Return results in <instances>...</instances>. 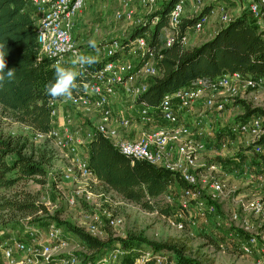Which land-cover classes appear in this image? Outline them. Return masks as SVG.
Instances as JSON below:
<instances>
[{"label": "built area", "instance_id": "1", "mask_svg": "<svg viewBox=\"0 0 264 264\" xmlns=\"http://www.w3.org/2000/svg\"><path fill=\"white\" fill-rule=\"evenodd\" d=\"M87 0H29L37 20V33L39 42L40 57L47 56L53 60L54 65L66 67L67 55H75L76 60H81L79 46L73 36V29L76 24V15L84 7ZM159 0H122L121 7L116 11L118 19H131L134 14L133 4L139 2L144 5H154ZM186 0H176L172 5L168 16V33L165 41L158 47L150 46L144 35L133 39L128 51L123 55L132 56L131 61L124 57L107 59L103 66L96 72L95 76L85 82L87 91L80 94H72L70 100L56 99L52 102L53 126L48 131H36L35 138L40 140L49 139L65 159L60 169L51 171L50 175L57 181H69L74 183L70 192H64L65 201L69 205H76L79 196L83 192L80 183L86 185L98 182L88 159V143L97 134L102 133L109 137L123 153L135 158H141L158 165L165 166L171 170L178 171L181 177L189 184L182 189L181 205L184 209L189 208L192 199L198 202V217H207L217 212L215 200L225 189V182L221 176H215L217 166L215 162L208 163L201 160V153L204 151V142L195 139L193 136V124L200 125L202 119H196L192 124L182 120L181 110L190 108L199 100L204 99L207 108L221 111L226 108L227 98L212 94L214 91L225 89L240 96L250 95L258 99L264 95V75L259 77H246L239 71L224 73L213 80L197 79L192 84L178 87L166 92L158 105H153L145 100L137 101L139 95L149 85L148 75L157 73V65L152 60H158V51L171 45L179 31V25L184 17ZM264 0H250L248 9L252 12L254 22L258 29L264 30ZM200 13V12H199ZM221 18L229 22L232 17L228 12H223ZM209 19V13H202L201 16L189 28L193 31H201L205 22ZM187 32L181 40L187 41ZM119 40H114L107 45L106 56L112 55L120 47ZM132 53V54H131ZM131 54V55H130ZM136 56V58H134ZM136 59V60H134ZM83 63H78V72ZM124 87L131 96L132 103H136V120L152 121L155 116L160 115L168 124L144 130L137 138H130L122 135L120 126H129L135 118L125 115L112 120L114 106L111 95L116 94ZM62 101V102H60ZM68 104L65 108L63 104ZM133 106V105H132ZM131 106V107H132ZM65 110H64V108ZM60 109L64 110L63 120L58 121ZM76 110H82L89 114L99 111L102 118L94 125L85 126L75 121ZM124 111L125 109L122 108ZM235 131L246 132L252 136V141L264 135V116L255 115L247 120H242L233 128ZM257 152L263 151L261 144H255ZM59 185V183H58ZM60 186V185H59ZM208 191L209 199H204V190ZM91 191L88 190V197ZM255 214L264 219V198H259L252 204ZM233 217L237 218L238 213L234 212ZM119 219L110 217V224H115ZM179 228L184 227V221H178ZM39 223H26L19 236H1L0 252L9 264H24L23 254L30 256H42L46 264H110L115 262L119 252L126 251L122 246L113 248L99 259L80 258L76 254H69L55 260L52 250L58 244L65 243L66 239L58 238V228L54 222L49 223L46 229ZM98 227L91 223L89 232H95ZM256 237L243 244L246 252L251 251V243ZM55 241H58L56 243ZM141 253L137 264H175L173 257H170L163 250L134 248ZM127 252V251H126ZM30 260V258L28 259Z\"/></svg>", "mask_w": 264, "mask_h": 264}, {"label": "trees", "instance_id": "2", "mask_svg": "<svg viewBox=\"0 0 264 264\" xmlns=\"http://www.w3.org/2000/svg\"><path fill=\"white\" fill-rule=\"evenodd\" d=\"M175 1L163 0L150 19L137 24L121 40L119 49L112 55L96 57L98 63L91 67L83 63V67L76 72L79 75L76 76V87L71 89L72 94L82 93H78V89L86 87L85 82L95 76L107 59L118 58L127 52L135 37L145 36L149 31L146 38L150 46L158 48L163 43L162 28L168 25L169 11ZM213 6L208 4L200 13L183 17L174 42L158 51L157 73L148 78L149 85L137 101L145 100L158 105L168 91L190 85L197 79L210 81L233 71H239L246 77L264 75V30L258 29L248 8L200 44L187 46L182 42L181 37L188 28ZM0 42H7L8 67L16 68L15 81L0 90V113L28 124L35 132L48 131L53 126L52 101L56 99L46 94L45 86L54 82L57 65L51 58L39 55L37 20L29 0H0ZM246 100V97L240 98L244 104L243 120L255 115L264 116V106L252 105ZM255 144L263 146V151L258 152L257 157L264 163V135L254 140L250 147H255ZM87 154L99 183L147 210L168 214L173 210L172 203L165 199L168 189L174 185L181 190L189 186L178 171L127 155L102 133H97L89 141ZM55 158L56 149L49 139L37 144L27 135L0 132L1 227L7 228L9 224L17 223L16 218L20 213L47 212V206L38 201L33 193L14 191L8 195L5 190L28 177L46 182L49 166ZM215 202L218 204L217 200ZM65 223L90 250L88 258L99 259L118 245L131 257L132 250L147 241L151 246L149 249L170 253L175 264H202L185 254V244L182 242L154 243L132 234L101 238L83 227L67 221Z\"/></svg>", "mask_w": 264, "mask_h": 264}, {"label": "rangeland", "instance_id": "3", "mask_svg": "<svg viewBox=\"0 0 264 264\" xmlns=\"http://www.w3.org/2000/svg\"><path fill=\"white\" fill-rule=\"evenodd\" d=\"M163 0H159L158 4H161ZM204 0H196V10H199ZM103 2V3H102ZM122 0H87L84 9L91 13L89 16L84 17L85 22H81L79 25H75L73 29V36L79 42L80 58L84 59L89 57L90 51H99L100 57L106 52L107 45L114 40L121 41L124 37H127L132 29L139 23L150 19L151 14L156 11L157 5H144L135 2L137 10L134 11L133 17L118 19L116 17V11L121 7ZM149 8L146 9V7ZM195 7V6H194ZM143 9V10H140ZM140 10V11H138ZM154 23L155 19L151 18ZM149 31L146 32V37H149ZM90 41H94L96 48L90 47ZM84 42V44L82 43ZM83 44V45H82ZM132 54V53H131ZM130 54V55H131ZM125 60L131 61L132 56L123 55ZM75 55L68 54L66 67L72 71H76L78 63L73 64L72 61ZM136 60V59H134ZM152 63L156 65V61L152 60ZM151 75H148L150 77ZM121 96V107L124 109L135 111L137 108L136 103H132L131 96L125 91L119 93ZM212 94L227 98L226 108L221 111H214V114L219 115V121L216 123L221 126L223 131L228 132V137L220 136L219 131L217 135L221 140H227V144L224 145L221 141V146L226 147V155H234V158L222 159L219 157L213 158V161L217 162L218 170L214 172L215 176H221L224 173V167L226 164H231L237 161L235 153L242 154L241 150H247L249 154H245L242 158L248 159L253 162L258 156V152L255 147H250L252 136L246 132L235 131L233 128L236 124L241 122L242 114L244 113V104L240 101V96L230 94L229 91L222 89L214 91ZM246 101H249L252 105L264 106V95L258 97V99L252 98L250 95L246 97ZM65 106H70L65 104ZM133 105V106H132ZM132 106V107H131ZM76 113L79 114L78 110ZM82 115V113L80 114ZM215 123V125H217ZM92 123H85L84 125H91ZM87 127V126H86ZM220 130V129H219ZM0 132L11 134L27 135L31 140L37 144L42 143V140L35 138V131L26 123L14 121L8 116H3L0 113ZM206 141L209 144L212 139L206 137ZM229 144V145H228ZM54 145V144H53ZM55 146V145H54ZM56 158L52 165L49 166L46 182L28 177L22 179L13 188H8L5 192L11 195L14 191H29L36 196L37 200L44 203L47 206V212L38 211L32 214L17 215V223L9 224L7 228L0 226V238L1 236H19L23 231V227L26 223H39L46 229L49 228V223L54 222L56 228H58V238L66 239L65 243L58 244L56 248L52 250V255L58 260L63 256L69 254H76L80 258H87L90 255V250L84 245L80 236L69 229L65 221L70 222L76 226L83 227L88 230L91 223L97 224V236L101 238L112 237H126L129 234L141 236L147 240H151L154 243H163L166 241H178L185 244V254L191 257L193 260H197L202 264H264V225L261 224L259 217H256L253 213L249 215L251 218L248 226V221L243 223L240 221L242 217L240 210H231L227 217H223L224 221L221 224L216 222V216L210 217L209 214L207 220L203 217H194L197 221L191 223L187 220L186 215H191L186 209L180 205L182 199L181 189L178 187H170L165 194V199L172 203L173 210L168 214L158 211H151L144 209L139 204L126 200L119 196L114 191L108 189L106 186L99 182H93L86 185L85 182L80 183L83 189L81 192L78 203L76 205H69L64 198V192H70L74 187V183L69 181H57L50 175L51 171L62 168L65 163V159L60 154V150L56 148ZM206 156V155H205ZM226 157V156H225ZM201 158V157H200ZM206 158H209L206 156ZM210 159V158H209ZM202 160V158H201ZM211 160H209L208 163ZM59 183V185H58ZM244 185V184H243ZM88 190L91 191L90 197H88ZM264 198L263 196L256 197ZM257 199H252V204ZM218 207V214H225V212ZM237 212L238 217L234 218L233 213ZM117 217L118 222L110 224V217ZM210 217V219H209ZM214 218V220H212ZM209 219V220H208ZM221 219V218H220ZM245 219V218H244ZM184 221V227L179 228L177 226L178 221ZM231 222V223H230ZM253 222V223H252ZM89 231V230H88ZM214 239H212V238ZM251 237H256L255 242L251 243V251L246 252L243 244L246 241H250ZM2 239V238H1ZM58 243V241H55ZM120 246V245H119ZM144 249H149L151 246L147 241H143L139 246ZM121 250L123 249L120 246ZM165 252V251H164ZM117 260L110 264H137L141 253L134 249L131 252V257L127 256L126 251L119 252ZM170 257V253L166 252ZM24 264H46L45 258L42 256H30L29 254H23ZM30 258V260H28ZM0 264H9L6 259L3 258L0 252ZM60 264H67L61 262ZM149 264H158L152 263Z\"/></svg>", "mask_w": 264, "mask_h": 264}, {"label": "crops", "instance_id": "4", "mask_svg": "<svg viewBox=\"0 0 264 264\" xmlns=\"http://www.w3.org/2000/svg\"><path fill=\"white\" fill-rule=\"evenodd\" d=\"M198 1L200 2V0ZM158 2L155 4L157 5L156 8H158L160 5L158 4ZM249 2L250 0H204L201 3L202 5L199 6L200 7L199 10L196 11V13H194L193 10H196V8L198 7L196 6V0H186L184 7V16L198 14L208 4H213L214 6L213 8H211L210 11H208L209 19L207 22H205L201 31L196 32L193 31V29L188 28V30L186 31L188 38L184 44L187 46H192V45L200 44L201 42L211 38L218 29H220L222 26L228 23L223 21V19L221 18L223 12H228L230 16L234 18L239 14H241L246 8H248ZM147 8H149V6H147L146 9ZM133 9L137 10V6L135 5V3L133 4ZM91 13L90 11L88 12L87 10H85L83 7L76 15V24L79 25L81 24V22L82 23L85 22L86 21L84 20L85 15L89 16ZM167 33H168V28L163 27L161 31L162 42L165 41ZM77 43L79 44L78 41ZM82 43L84 44V42ZM90 54H91L90 56L92 57H100V52L96 50L90 51ZM134 58H136V56ZM156 62L158 63V60H156ZM123 90L125 91V93H129L124 87H122L119 89V91L116 94L111 95L112 104L114 106V116L112 117V120L115 124H117V121L114 119L120 117V115L123 113L125 115L132 116L133 118H135V120H133V122L127 127L120 126V132L122 135H125L130 138H137L141 135V133L144 130L148 128H155L160 125L168 124L167 121L164 120L160 115L155 116V119H153L152 121H145L140 119L136 120L135 111L132 112L131 110L128 109H125L123 111L121 107V96L119 94ZM64 100L65 99H63V101ZM64 107L68 108L65 105ZM64 110L60 109L58 121L63 120ZM214 111L216 110L207 108L204 105V99H201L190 108L182 109L181 118L182 120L189 122L191 124L198 118L202 119V123L199 126L193 124V136L195 137V139L200 140L205 144L204 151L201 153L200 156L202 160H207V161L211 160L210 162H215L213 161V158L219 157L222 159L224 158L227 161L230 158H234V155L233 154L226 155V151H225L226 147L225 146L222 147L221 145L223 143L224 145L227 144L228 138L227 140H221V138L224 139V137H228L229 134L227 131L226 132L223 131L224 128L221 129V126L219 127V125L216 123V120L219 121L220 118L218 114L212 115ZM78 112L79 114L77 113L75 114V121L78 124L84 125L85 123H92L91 125H94L95 122L101 120L102 118L99 111H93L92 113L89 114L85 113L82 110H79ZM81 113L82 115H80ZM215 123L217 125H215ZM218 131L220 136H224V137L218 138L219 137L217 135ZM206 137L212 139V141L214 142H211L209 144V142L206 141ZM221 141H223L222 144ZM241 151L243 152L242 154H238L237 152L235 153V158L237 159V161L231 164H226V167H224V173L221 175V177L225 182V189L217 197V202H218L217 212L210 214L211 215L210 217L216 216L214 218H216V222L218 224H221L222 221H224L223 217H227L231 210L238 209L240 210L242 217L244 216L243 218L240 219V221L242 223L243 220L248 221L247 222L248 226L252 225L249 224L251 221L249 215L251 214V212H253L251 211V207H250L252 199H257L256 197H260L264 195V163L258 157H256V159H254L253 162L248 161V159L246 158H242L245 154H249L250 152H248L247 150H241ZM205 155L208 156L210 159L206 158ZM215 165L217 166V170H218L219 167L217 162H215ZM175 187L176 186L174 185V188ZM203 196L204 199H209L208 191L206 189L203 192ZM198 206L199 205L197 200L192 199L189 208L186 209V211H188L191 214L188 216L186 215L187 220H189V222L191 223L195 222V224H197V221L193 219L192 216L194 217L198 216ZM218 207H220L219 211H221L220 209H222L225 212V214L223 213L218 214ZM253 214L256 217H259L257 214L255 213ZM214 218H212V220H214ZM259 219L261 221V224L264 225V219H262L261 217H259Z\"/></svg>", "mask_w": 264, "mask_h": 264}, {"label": "clouds", "instance_id": "5", "mask_svg": "<svg viewBox=\"0 0 264 264\" xmlns=\"http://www.w3.org/2000/svg\"><path fill=\"white\" fill-rule=\"evenodd\" d=\"M89 46L94 49L96 48L94 41H90ZM7 55V42H0V90H3L7 84L15 81L16 79V68L8 67V61L6 59ZM72 63H85L88 67H91L93 64L98 63V59L96 57L89 56L81 60L73 59ZM77 75H79V73L70 70L69 67L65 68L57 66L54 72V82H49L45 86L46 94L51 99H72L73 95L71 89L76 87L75 80ZM80 91L86 92L87 87L82 90L78 89V93Z\"/></svg>", "mask_w": 264, "mask_h": 264}]
</instances>
